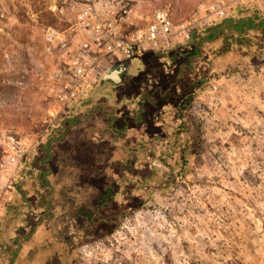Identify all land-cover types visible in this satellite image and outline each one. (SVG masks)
I'll return each instance as SVG.
<instances>
[{"label":"rangeland","instance_id":"1","mask_svg":"<svg viewBox=\"0 0 264 264\" xmlns=\"http://www.w3.org/2000/svg\"><path fill=\"white\" fill-rule=\"evenodd\" d=\"M81 1L0 0V264H264V115L236 112L235 95L250 97L237 80L226 105L219 82L264 73V28L211 39L207 0H97L131 28L158 10L201 19L186 43L133 61L151 87L180 89L142 124L100 109L97 84L117 64L77 83L69 56L48 49L47 27L68 28ZM243 7L226 19L257 12ZM196 33L208 40L186 64Z\"/></svg>","mask_w":264,"mask_h":264},{"label":"built area","instance_id":"2","mask_svg":"<svg viewBox=\"0 0 264 264\" xmlns=\"http://www.w3.org/2000/svg\"><path fill=\"white\" fill-rule=\"evenodd\" d=\"M239 6H249L264 18V0H207L202 5V19L213 24L228 18ZM70 8L72 20L68 28L50 25L45 39L49 50L57 49L69 56L77 83L95 76L97 67L105 62L116 65L122 59L129 60L151 52H168L186 43L192 33L200 29L201 19L194 17L179 24L164 10L156 11L153 18L143 25L131 28L127 17L120 14L116 6L111 10L107 4L103 6L97 0H85L72 3ZM52 9L56 11L58 6L54 4ZM10 160L16 166L20 164L15 155Z\"/></svg>","mask_w":264,"mask_h":264},{"label":"flooded vegetation","instance_id":"3","mask_svg":"<svg viewBox=\"0 0 264 264\" xmlns=\"http://www.w3.org/2000/svg\"><path fill=\"white\" fill-rule=\"evenodd\" d=\"M135 59L139 58L122 59L117 66L107 72L119 70V74L115 79H104L103 75L96 89H98V94L105 98V101L101 103L100 109L108 110L109 116L123 113L128 115L130 119L136 122L142 121V124H144L145 119L151 116L149 108L157 107L160 104L159 99L165 98L169 100L175 98V92H179L180 89L177 87V81L171 82L166 89H163L160 84L151 87L145 81L143 60L140 59L139 64L133 65L135 64L133 63ZM180 98L179 95L178 97L176 96L177 101ZM190 106V103L182 102L183 111L190 109ZM92 110H94V107ZM82 118L85 119V115ZM74 122L75 120H73ZM46 149H48V146ZM50 158H52L51 154Z\"/></svg>","mask_w":264,"mask_h":264},{"label":"crops","instance_id":"4","mask_svg":"<svg viewBox=\"0 0 264 264\" xmlns=\"http://www.w3.org/2000/svg\"><path fill=\"white\" fill-rule=\"evenodd\" d=\"M244 10L249 11L248 9H250L251 7L247 6V7H243ZM253 10V12L255 11L253 8H251ZM247 14L250 16H247ZM236 15H233V17H231L232 23L231 26H233V28L235 27H244L245 30H249V29H260V28H264V18L261 16L260 13L255 12V13H245V15L236 20ZM226 19V18H225ZM225 19H223L222 21H224ZM249 22L252 23V28H248ZM264 66V65H263ZM261 69H264L263 67ZM258 74V75H257ZM256 74V76H252L250 75V78H246L243 76V74H241V71L239 70H235V72H233L232 74H223L220 79L219 82L221 84V89L222 92L226 94V98H225V102L226 105H228V94H232V97L234 96L233 94V80H237L236 82V86L235 91L236 94H240L242 93H249L250 97H248L246 100L241 101L238 98H236L235 95V106H236V112L239 111L238 106L242 105V107L246 109H248L251 114L253 113V111H255L257 114H261L262 116L264 115V73L261 71H258ZM237 94V96H238ZM247 105L249 107H247ZM244 111H246L245 109H243ZM239 114V113H238ZM256 115V114H255Z\"/></svg>","mask_w":264,"mask_h":264},{"label":"trees","instance_id":"5","mask_svg":"<svg viewBox=\"0 0 264 264\" xmlns=\"http://www.w3.org/2000/svg\"><path fill=\"white\" fill-rule=\"evenodd\" d=\"M231 24H233L232 23V20L231 19H225L224 21H221V20H219V21H217V22H214L213 24H211V26H210V38L211 39H214V38H216L218 35H220V31H223L225 28H231V29H233L234 31H236V32H238L239 34H243V32L245 31V28L244 27H235V28H233V26H231ZM252 23H250L249 22V25H248V28H252V25H251ZM199 32V31H198ZM201 32V31H200ZM193 38H198V41H197V44L195 45V47H194V49L192 50V51H190V52H187L186 54H187V58H186V64H189L190 62H191V57L192 56H194V55H196V54H198V53H200L201 52V45H202V43H203V41L205 40V39H207V37H205V36H202L200 33H196V34H194L193 35ZM208 40V39H207ZM175 49V48H174ZM201 81H195V86H198V84L197 83H200ZM188 103H190V104H192L193 102H194V95H192V96H190V98L188 99V101H187ZM184 159H185V157H183ZM183 159V160H184ZM183 164H186V161L183 163ZM182 164V165H183ZM181 168H183V166L181 167ZM20 171H18V173H19ZM17 173V174H18ZM165 185V186H164ZM177 185V180L176 179H172V180H167L166 181V183H164V184H160V186L159 187H157V192H159L160 194H165V193H167L168 191L167 190H169V189H174L175 188V186ZM110 193H111V191H110V189H107L103 194H102V196H101V198H108V196L110 195ZM149 197L150 198H152L153 197V195H152V193L149 195ZM106 201V203L108 202V199H105ZM141 209H143V208H145V205H143V206H141L140 207ZM84 216L86 217V219H90L91 217H92V213L90 212V211H84ZM92 223H94V222H92ZM107 223H108V221L106 222V223H104L103 224V227H102V229L103 228H105V224L107 225ZM20 226H23V225H20ZM41 233H42V231H41ZM93 235V234H92ZM29 235H25L24 236V238L26 237H28ZM94 236V235H93ZM18 252V248L17 249H14V253H15V255H16V253ZM24 255V254H23ZM22 255V256H23ZM31 256V255H30ZM20 257V256H19ZM18 257V258H19ZM13 258H14V256H13ZM18 260V259H17Z\"/></svg>","mask_w":264,"mask_h":264},{"label":"water","instance_id":"6","mask_svg":"<svg viewBox=\"0 0 264 264\" xmlns=\"http://www.w3.org/2000/svg\"><path fill=\"white\" fill-rule=\"evenodd\" d=\"M118 74H119V70L116 69V70H113V71H111V72H109V73L104 74L103 78H104V79H107V78L115 79V77H116Z\"/></svg>","mask_w":264,"mask_h":264}]
</instances>
